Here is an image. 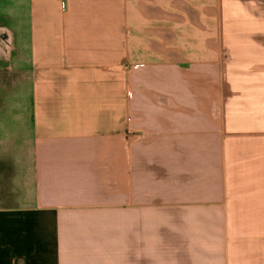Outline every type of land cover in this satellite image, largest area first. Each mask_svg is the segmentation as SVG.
Segmentation results:
<instances>
[{"label":"crops","instance_id":"1","mask_svg":"<svg viewBox=\"0 0 264 264\" xmlns=\"http://www.w3.org/2000/svg\"><path fill=\"white\" fill-rule=\"evenodd\" d=\"M8 9L0 264H264V17L222 0Z\"/></svg>","mask_w":264,"mask_h":264},{"label":"rangeland","instance_id":"2","mask_svg":"<svg viewBox=\"0 0 264 264\" xmlns=\"http://www.w3.org/2000/svg\"><path fill=\"white\" fill-rule=\"evenodd\" d=\"M228 2H235L237 5L239 4L242 8L247 7L248 10H251L254 14L260 15L264 17V0H222ZM9 2L11 0H0V23L6 24L10 27V21L6 18L9 14ZM5 16V17H4ZM22 33V31H21ZM23 34V33H22ZM16 59L14 60V62Z\"/></svg>","mask_w":264,"mask_h":264}]
</instances>
